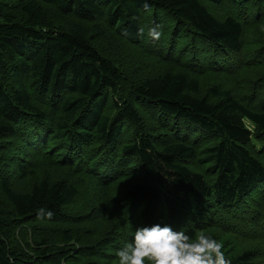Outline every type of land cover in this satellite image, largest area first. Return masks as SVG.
<instances>
[{
    "label": "trees",
    "instance_id": "16d2710c",
    "mask_svg": "<svg viewBox=\"0 0 264 264\" xmlns=\"http://www.w3.org/2000/svg\"><path fill=\"white\" fill-rule=\"evenodd\" d=\"M48 7L74 19L60 28ZM150 13L172 25L146 26ZM103 25L172 70L131 81L127 58L119 67L95 46ZM255 29L264 34V0H0V154L18 139L19 164L74 176L19 192L0 163V264H119L125 240L94 217L105 204L121 223L192 230L231 264H264V85L239 96L222 84L248 91L243 72L264 84ZM204 78L222 82L203 94ZM144 109L166 133L140 128ZM82 173L102 205L64 223Z\"/></svg>",
    "mask_w": 264,
    "mask_h": 264
},
{
    "label": "rangeland",
    "instance_id": "374dc122",
    "mask_svg": "<svg viewBox=\"0 0 264 264\" xmlns=\"http://www.w3.org/2000/svg\"><path fill=\"white\" fill-rule=\"evenodd\" d=\"M48 15L50 19L53 21V23L60 27L65 28L67 27L66 23L70 20H73L74 17H62L59 14L55 13L53 9L47 8ZM157 17L160 20V23L162 25H172V19L166 18L162 15H153L150 13L147 16L145 15L143 17L142 23H144L146 26H150L153 19ZM103 23V22H101ZM92 26H89L88 29H91ZM107 28V30H106ZM106 30V31H105ZM103 31L105 34V39L102 41H98L95 43V46L102 51L104 56L108 57L109 59H116L118 65L121 59L127 58V61L131 62L129 66L122 67V65H119V67H122V70L126 75H129L131 78V81H140L142 78L149 77V76H156L162 72L171 71L172 69L168 66L164 65V63L161 61L159 57H156L155 55H152L150 53L145 52L142 48L143 46H136L132 44L125 43L124 47L121 45V43L117 40V36L110 29L108 26L103 25ZM91 32V30H90ZM89 32V33H90ZM255 34H257L259 37L264 38V34L257 31V29L254 30ZM90 37V35H89ZM143 45V43H141ZM125 57V58H124ZM255 74V75H254ZM253 75V76H252ZM261 76L256 73L250 72H243L242 73V82L241 86L244 88L243 85H246L247 87L244 89H248V91H241L240 86L236 85L235 83L231 81H224L222 82V78L219 80L216 79H208L204 78L201 80L202 86H203V94H206V92L209 90L211 86L214 84L216 85V82H222L223 87L229 89L231 92H234L236 95H242L244 93H250L253 96L257 95L260 91L261 87L264 85L263 83H257L256 79ZM251 77V79L249 78ZM253 81V82H251ZM218 85V84H217ZM219 86V85H218ZM264 94V93H262ZM50 116H52L51 110H47ZM109 115H115L114 110L112 107L108 106L107 111ZM143 115L142 119V126L140 127L143 130H147L150 127L151 132L156 133L157 135L166 133L165 130L162 129L161 126H158L155 120V117L153 114H151L147 109H144V111L141 112ZM130 133H135V127H130ZM138 132H140V129H138ZM7 143V150L2 152L0 154V163L2 165V171L5 176L9 177L12 181L13 188L17 191L21 192L24 191L25 188L24 185L29 182H35L37 179L42 178H48L51 181L66 179L69 180L71 177V174H69L68 170H49L48 167L45 166L44 163L41 164L40 160H36L33 162H30L29 164L24 165L19 164L20 161H22L21 154H23L22 147L23 144L18 139H12L10 138ZM73 183L77 185V187L80 189V194L78 198L71 204H69L65 208V220L64 223L68 220L78 219L82 220L87 216H89L97 207H101L102 203L100 201H97L98 197V191L96 190V187L93 183L94 179L90 178L87 175L79 174L76 176L73 180ZM122 183H119L118 189L122 190ZM5 197L1 198V201L5 203ZM97 201V202H96ZM107 204L104 205L103 210H97L95 211L94 217H104V215H108L107 217L109 221L111 222V225H113L119 233V236L117 239H121V241L125 240V246L129 243H131L134 240V232L137 228H140L141 226L139 224H132L125 222H120L122 217L119 214V212H114L113 205L112 210L106 212ZM97 212V213H96ZM72 223V222H71ZM91 225V224H89ZM60 227L58 225H55L54 228ZM72 227H75V224L72 225ZM103 227H106V223L104 222ZM102 227V228H103ZM186 234L191 235L193 238L196 236L192 233V230H189L186 232ZM111 260V259H110ZM149 262L146 261L145 264H148ZM116 264V263H114Z\"/></svg>",
    "mask_w": 264,
    "mask_h": 264
},
{
    "label": "clouds",
    "instance_id": "9594fccd",
    "mask_svg": "<svg viewBox=\"0 0 264 264\" xmlns=\"http://www.w3.org/2000/svg\"><path fill=\"white\" fill-rule=\"evenodd\" d=\"M159 38V33H150ZM43 215V210H40ZM48 212L47 217L51 218ZM217 240L200 234L193 238L184 230L174 232L170 227L154 225L140 227L134 240L117 253L119 264H231Z\"/></svg>",
    "mask_w": 264,
    "mask_h": 264
}]
</instances>
